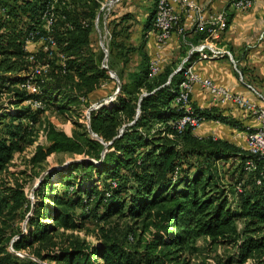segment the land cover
I'll return each instance as SVG.
<instances>
[{
	"label": "trees",
	"instance_id": "trees-1",
	"mask_svg": "<svg viewBox=\"0 0 264 264\" xmlns=\"http://www.w3.org/2000/svg\"><path fill=\"white\" fill-rule=\"evenodd\" d=\"M49 2L0 0V91L17 89V111L0 117V126L5 129L2 133L3 127L0 128L1 176L31 140V125L22 120L30 112L40 111L30 105L19 107L36 95L19 89L17 83L32 69L28 58L32 53L28 48L30 33L45 31L43 13ZM101 6V0H67L60 4L53 34L59 51L67 57L65 66L46 52L37 55L39 59L44 55L51 58L47 61L49 72L39 81L40 98L45 105H55L76 127L70 133L49 123L48 143L38 145L30 161L43 162L55 152L87 159L62 167L61 177L54 183L50 176L43 177L36 194L46 195L31 208L32 229L14 241L1 214L5 202L12 199L20 203L23 195L0 181V264H42L25 261L16 253L45 232L82 227L83 217L76 212L77 207L95 213L103 208L100 222L116 217L140 224L139 233L130 224L127 235L136 250L132 252L123 241L106 236L99 244L51 255L60 264H190L185 254L197 251L200 237L214 244L236 245L240 264L252 257H256L254 264H264V186L256 182L264 160L257 158V169L247 172L245 161L253 157L248 149L227 139L199 137L192 127L183 131L175 127L183 114L175 102L182 72L171 75L165 69L153 77L151 60L140 51L141 60L135 70L126 73L123 66V70L116 71L121 86L114 99L99 101L101 106L90 110L89 124L79 120L94 102L92 94L103 83L114 82L113 93L118 87L116 79L102 67L101 58L91 52L90 37ZM228 15L230 22L232 13L229 11ZM154 16L149 15L147 30L154 27ZM120 46L121 43L116 44L118 50ZM195 107L207 120L246 129L237 121L216 114L215 106ZM7 116L11 121L4 123ZM234 157L241 159V172L249 178L237 180L236 188L241 183L242 191H238L235 205L219 169L220 161ZM76 171L77 184L72 181ZM99 182L103 183L102 188ZM58 183H65L66 189L59 191ZM46 220L53 224L44 223ZM238 221H242V228ZM10 243L14 252L9 250ZM36 256L46 259L45 255Z\"/></svg>",
	"mask_w": 264,
	"mask_h": 264
},
{
	"label": "rangeland",
	"instance_id": "rangeland-1",
	"mask_svg": "<svg viewBox=\"0 0 264 264\" xmlns=\"http://www.w3.org/2000/svg\"><path fill=\"white\" fill-rule=\"evenodd\" d=\"M104 10L98 21V26L94 21L95 29L92 35V48L91 52L101 58V64L106 59V65L113 71L123 70L125 67L126 73L135 70L138 63L141 60V55L133 50V46H124L121 50L116 47L117 43H130V35L137 36L142 32L141 21L142 17L147 15L154 16L156 0L151 1V10L148 9V0H115L113 5L110 0H101ZM108 3V5H106ZM134 9V19L131 22L119 21V14L128 12L127 10ZM120 16V15H119ZM128 23V24H127ZM129 25V26H127ZM102 42L109 49L108 57L102 47ZM37 43V41H36ZM39 48V43L35 47V50ZM34 50V51H35ZM119 51L123 54L119 55ZM41 62H47L51 60L48 56L44 55ZM163 72V70H162ZM110 74V73H109ZM113 87L111 88V91ZM16 88L11 90L0 91V117H3L7 113H15L17 111L14 106V100L16 99ZM93 104L99 103L93 99ZM28 102H23L19 107L28 106ZM11 109V110H10ZM19 109V108H18ZM11 112H10V111ZM89 110V109H88ZM88 110L85 109L84 115L80 116L79 120L89 124ZM4 123L11 121L8 116L5 118ZM25 124L31 125V133L28 139L31 141L24 144L22 152H18L12 160L10 166L4 172V176L0 175V181L7 187H12L14 191L22 193V199L20 203L14 200L5 202L4 213L1 217L4 218L3 224L7 228V233L12 236V241L17 239L19 235H27L32 226L29 222V217L32 215V206L39 199L46 195L43 193L38 197L36 194V184L40 177L50 176V180L58 181L61 177V169L70 162L85 160L79 155H73L69 152H55L51 154L46 160L39 163H32L30 161L38 145H46L48 143L46 138V126L49 123L54 124L58 128H62L71 133L75 129L76 125L73 120L71 121L64 113H62L55 105L47 102L44 109L40 111L30 112L25 120H22ZM3 127V128H2ZM1 132L5 133L4 126ZM219 169L221 171L222 183L226 188V192L234 205L238 199L239 192L236 188V182L238 179L249 180L248 176L242 173L241 159L238 157L222 160L219 162ZM72 181L78 182L79 173L76 171L72 174ZM77 184V183H76ZM59 191L65 190L67 185L65 183L56 184ZM99 187H103V183H98ZM8 192V190H7ZM6 192V195H8ZM95 202L93 203L94 207ZM92 209V208H91ZM104 211L101 208L98 212L87 211L81 207L76 208V212L82 215V227L65 229L58 228L53 231L45 232L39 239L30 242V244L22 251H17V255L25 261H36L42 264H60L53 256L62 251H73L80 248V246H88L99 244L106 236H111L118 241H123L125 246L135 251L133 243L128 242L127 235L129 232V225L133 224L140 232V224H136L133 221L126 219H117L116 217L109 222H100L99 215ZM44 223L53 224L52 220H46ZM239 228H242V221H238ZM197 251L194 253H186L185 256L189 258L190 264H240L238 263V247L231 244H214L210 242L208 238L200 237L197 239ZM140 249V248H139ZM9 250L14 252L10 243ZM142 250V249H140ZM39 255H45L46 259H42ZM100 259V258H99ZM256 257L250 258L245 264H254Z\"/></svg>",
	"mask_w": 264,
	"mask_h": 264
},
{
	"label": "crops",
	"instance_id": "crops-1",
	"mask_svg": "<svg viewBox=\"0 0 264 264\" xmlns=\"http://www.w3.org/2000/svg\"><path fill=\"white\" fill-rule=\"evenodd\" d=\"M151 1L148 0V9L151 10ZM205 6L207 14L215 13L222 10H228L232 13L229 27L220 34L217 44L228 49L231 57L224 56L214 59H202L200 52L195 50L199 46L204 37L203 31L188 30L185 34L174 33L168 42L161 47L157 46L153 28L146 29L149 15L142 17V32L137 36L130 35L127 43H121L119 49L124 46H133V50L140 54L144 51L150 60L158 57L162 66L171 71V75L175 74L182 63L187 60L193 65L194 69L205 77L213 79L217 84L223 85L231 89L233 92L240 93L258 104H264V0H254L252 8L246 11H235L229 6L230 0H196ZM115 0H110L111 5ZM108 5V3L106 4ZM101 6L100 12L95 18L98 26L99 18L104 10ZM118 16L120 21H133L134 9L127 10ZM128 24V23H127ZM129 26V25H127ZM95 29V26L93 27ZM204 33V35H203ZM91 43L92 46V35ZM37 43L30 41L28 48L35 50ZM102 47L108 57L109 49L102 42ZM92 48V47H91ZM93 50V49H92ZM106 59L103 61L102 67L107 68L111 77V70L107 65L104 66ZM115 74L116 71H113ZM117 77V74H116ZM116 79L118 82L117 78ZM169 82V81H168ZM115 89L114 82H105L102 86L92 94V99L101 101L108 99L114 93L111 88ZM118 88V87H117ZM262 95V96H261ZM193 104L200 108L216 107V114L228 117L233 121H237L240 125L247 128L248 125L255 126L258 124L254 117L249 116L244 110L238 108L230 102L212 104L209 94L200 86H196L192 93ZM194 133L199 137H215L227 139L237 145L248 149L247 131L245 128H239L237 125L224 123L220 120L208 119L204 121L198 128L194 129Z\"/></svg>",
	"mask_w": 264,
	"mask_h": 264
},
{
	"label": "built area",
	"instance_id": "built-area-1",
	"mask_svg": "<svg viewBox=\"0 0 264 264\" xmlns=\"http://www.w3.org/2000/svg\"><path fill=\"white\" fill-rule=\"evenodd\" d=\"M66 2L67 0H50L43 13L45 31L35 30L30 33L29 42L37 41L39 48L29 55L28 58L33 63L32 69L17 83V87L36 95L26 100L36 110L44 109L46 106L39 96L41 93L39 81H43V77L50 69L49 63L41 62L37 56L38 52L43 51L50 57L58 58L63 67L67 59L65 53L59 51L57 39L53 34L58 19L57 7L60 4H66ZM230 5L235 11H246L253 7L254 0H230ZM228 12V10H222L207 14L205 6L196 0H158L153 27L157 46H164L174 33L182 35L188 30L203 31L205 37L202 43L195 48L200 52L202 59L231 57V52L228 49L217 44L220 34L229 27ZM161 71L160 59L158 57L151 59L150 75L154 77ZM179 71L183 73V79L180 82L175 102L180 106L183 114L175 122V127L179 131H183L187 127L196 129L207 120L206 116L197 112L192 101L194 88L200 86L209 94L213 105L230 102L257 120V125H248L246 128L248 150L253 157L248 158L244 164L247 172L257 169V158L264 160V104H258L240 93L233 92L226 86L217 84L213 79L201 75L187 60L176 72ZM106 101L107 99H105ZM100 106L101 103L90 106L88 110L89 120L90 110ZM256 182L258 185L264 186V165ZM237 190L242 191L241 183L237 185Z\"/></svg>",
	"mask_w": 264,
	"mask_h": 264
},
{
	"label": "water",
	"instance_id": "water-1",
	"mask_svg": "<svg viewBox=\"0 0 264 264\" xmlns=\"http://www.w3.org/2000/svg\"><path fill=\"white\" fill-rule=\"evenodd\" d=\"M104 66L107 67L106 64H104ZM110 72L112 73V77H116V74H115L113 71H110ZM116 78H117V77H116ZM117 80H118V88L116 89V92H115L112 96H110V97L107 99V101H106L105 103H107V102L113 100L114 97H115V96L117 95V93L119 92L121 84H120L118 78H117ZM90 131L92 132L93 135L96 136V134L92 131L91 128H90ZM106 146H107V144H106ZM106 151H107V147H106V149L104 150L103 155L105 154ZM43 177H44V174H43V175L40 177V179L38 180V182H37V184H36V187L40 184V182L42 181Z\"/></svg>",
	"mask_w": 264,
	"mask_h": 264
}]
</instances>
